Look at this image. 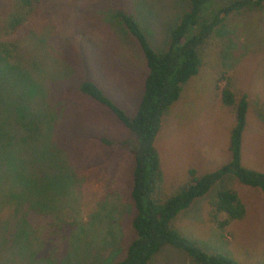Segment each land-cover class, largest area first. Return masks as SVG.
I'll return each mask as SVG.
<instances>
[{"label":"rangeland","instance_id":"1","mask_svg":"<svg viewBox=\"0 0 264 264\" xmlns=\"http://www.w3.org/2000/svg\"><path fill=\"white\" fill-rule=\"evenodd\" d=\"M187 2L35 0L28 11L18 0H0V264H111L122 256L131 238L130 176L138 141L80 83L91 80L133 114L146 59L113 12L121 7L135 14L150 44L162 49ZM200 57L198 72L183 84L154 137L163 196L188 179L189 169L200 174L228 159L234 113L219 95L226 77L234 97L245 93L249 102L242 164L264 170V5L228 14L200 45ZM25 159L37 167H68L71 179L60 181L54 195L48 171L39 175L35 197L21 207L26 221L7 206L10 175ZM228 175L224 181L236 190L243 217L223 227L213 220L209 199L222 178L177 215L174 228L239 264H264V194ZM151 264L194 263L165 244Z\"/></svg>","mask_w":264,"mask_h":264},{"label":"trees","instance_id":"2","mask_svg":"<svg viewBox=\"0 0 264 264\" xmlns=\"http://www.w3.org/2000/svg\"><path fill=\"white\" fill-rule=\"evenodd\" d=\"M18 1L30 11L35 0ZM187 1L186 7L169 26L166 47L162 49H155L150 44L135 14L121 7H117L113 12L116 22L137 37L146 59L147 72L143 92L133 114H128L113 103L91 80L80 83L81 90L100 104L108 106L116 117L134 132L138 141L130 176L131 238L122 256L113 260L111 264H151L160 246L165 244L183 251L194 264H239L230 255L208 251L193 238L181 235L174 228L173 222L181 211L190 206L195 199L206 194L222 178L209 199L213 220L223 227L230 220L243 217L245 209L236 190L224 181L228 174L236 177L243 185L258 187L264 194V170L249 168L242 164L243 133L249 102L245 93L234 97L228 77L219 93L221 101L229 105L234 113L228 159L212 170L200 174H195L193 169H189L188 179L168 196L158 192L161 180L160 156L154 144V137L178 98L183 84L198 72L201 64L200 45L231 12L251 10L264 5V0H232L227 5L219 6H212V0ZM26 17L28 14L22 17V22ZM16 23L13 22L12 27ZM216 86L218 87V84ZM32 122L30 120L28 125ZM23 140H28V136H24ZM35 163L33 159H25L10 175L13 188L7 195V206L9 208L11 206L13 215H19L21 207L35 197L39 175L42 176L48 171L46 178L54 186V195L59 192L60 181L71 182L68 167L61 171L62 165L55 162L53 164L55 170L51 164L49 167L46 165L37 167ZM51 168L53 172H49ZM219 214H224L225 217L220 218ZM28 215L21 213L25 221Z\"/></svg>","mask_w":264,"mask_h":264}]
</instances>
